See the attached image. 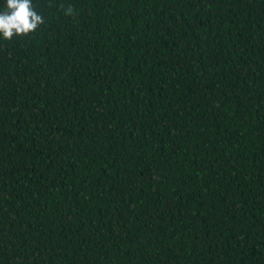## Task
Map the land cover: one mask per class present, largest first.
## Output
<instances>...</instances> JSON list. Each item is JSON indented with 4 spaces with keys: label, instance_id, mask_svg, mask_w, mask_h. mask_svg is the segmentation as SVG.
<instances>
[{
    "label": "trees",
    "instance_id": "16d2710c",
    "mask_svg": "<svg viewBox=\"0 0 264 264\" xmlns=\"http://www.w3.org/2000/svg\"><path fill=\"white\" fill-rule=\"evenodd\" d=\"M32 3L0 36V264H264V0Z\"/></svg>",
    "mask_w": 264,
    "mask_h": 264
},
{
    "label": "clouds",
    "instance_id": "9594fccd",
    "mask_svg": "<svg viewBox=\"0 0 264 264\" xmlns=\"http://www.w3.org/2000/svg\"><path fill=\"white\" fill-rule=\"evenodd\" d=\"M61 8L64 6L61 5ZM72 14L73 8L68 6L65 15ZM44 22L43 16L35 11L32 0H6V7L0 11V36L5 40L27 36Z\"/></svg>",
    "mask_w": 264,
    "mask_h": 264
}]
</instances>
